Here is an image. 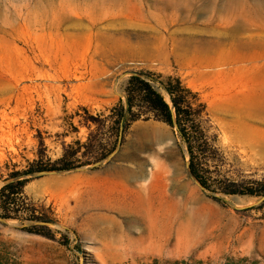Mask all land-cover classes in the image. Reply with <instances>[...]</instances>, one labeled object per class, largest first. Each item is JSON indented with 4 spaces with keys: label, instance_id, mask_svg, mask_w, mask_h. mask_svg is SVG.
Wrapping results in <instances>:
<instances>
[{
    "label": "rangeland",
    "instance_id": "1",
    "mask_svg": "<svg viewBox=\"0 0 264 264\" xmlns=\"http://www.w3.org/2000/svg\"><path fill=\"white\" fill-rule=\"evenodd\" d=\"M142 43L158 56L138 54ZM136 71L178 77L205 106L213 178L264 176V0H0V175L24 169L41 141L52 160L86 142L96 127L82 109L107 116ZM114 152L28 183L56 240L0 220V264H264V209L236 212L260 200L200 187L172 128L136 122ZM140 165L161 176L172 210L201 212L205 227L147 228L107 210L103 189L120 179L110 173Z\"/></svg>",
    "mask_w": 264,
    "mask_h": 264
},
{
    "label": "trees",
    "instance_id": "2",
    "mask_svg": "<svg viewBox=\"0 0 264 264\" xmlns=\"http://www.w3.org/2000/svg\"><path fill=\"white\" fill-rule=\"evenodd\" d=\"M156 83L168 99L153 85ZM205 106L198 102L197 95L185 87L178 77L157 75L149 71L131 72L123 89V98L109 109L104 118L86 114L87 125H95L86 142L75 141L63 144L62 154L52 160L46 155L41 141L36 158L22 170H12L0 175V220L22 223L26 233L55 241L50 226L53 218L41 208L29 202L24 188L32 180L54 172H64L85 165L96 169L121 143L132 124L139 121H155L172 128L186 145L188 170L204 190L229 196L251 197L260 200L256 206L236 210L246 215L253 210L264 209V176L260 179L226 180L213 178L209 163L217 157L214 139L208 135L203 119ZM7 169V166H4ZM216 202L221 200L212 196ZM65 245V242H62Z\"/></svg>",
    "mask_w": 264,
    "mask_h": 264
},
{
    "label": "bare ground",
    "instance_id": "3",
    "mask_svg": "<svg viewBox=\"0 0 264 264\" xmlns=\"http://www.w3.org/2000/svg\"><path fill=\"white\" fill-rule=\"evenodd\" d=\"M158 49L147 43H142L136 47L138 54L143 53L148 58L157 56ZM112 172L110 175L113 179H120L118 181H107L103 189L102 203L107 210H116L120 214L131 215L128 217L136 220L139 224L146 222L147 228H171L173 223H177L179 228L191 229L202 228L206 223L202 222L201 212L199 211L185 215L186 213H182L181 210V214L172 210L175 208L168 204L170 195L167 194L166 185L162 182L158 173L147 174L142 165L133 170ZM193 202H198L197 197L193 199ZM179 220L182 221L179 222ZM154 241L157 242L153 243ZM161 241H163L162 238L150 241L148 243L149 248H160L163 246Z\"/></svg>",
    "mask_w": 264,
    "mask_h": 264
},
{
    "label": "water",
    "instance_id": "4",
    "mask_svg": "<svg viewBox=\"0 0 264 264\" xmlns=\"http://www.w3.org/2000/svg\"><path fill=\"white\" fill-rule=\"evenodd\" d=\"M165 97L168 99V96L165 94ZM120 144H121V140L119 139L118 140V147L120 146ZM115 156V152L114 153H112L111 155H109L108 157H107V159L106 160H111L113 157ZM64 172H68V171H64Z\"/></svg>",
    "mask_w": 264,
    "mask_h": 264
},
{
    "label": "crops",
    "instance_id": "5",
    "mask_svg": "<svg viewBox=\"0 0 264 264\" xmlns=\"http://www.w3.org/2000/svg\"><path fill=\"white\" fill-rule=\"evenodd\" d=\"M243 47H246V45H243ZM158 56V55H157Z\"/></svg>",
    "mask_w": 264,
    "mask_h": 264
}]
</instances>
